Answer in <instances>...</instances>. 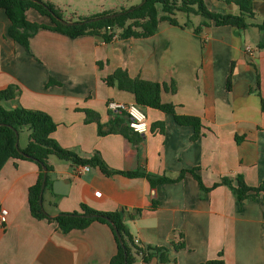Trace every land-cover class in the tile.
Listing matches in <instances>:
<instances>
[{
    "label": "crops",
    "instance_id": "crops-1",
    "mask_svg": "<svg viewBox=\"0 0 264 264\" xmlns=\"http://www.w3.org/2000/svg\"><path fill=\"white\" fill-rule=\"evenodd\" d=\"M210 1L212 10L238 12L234 4ZM253 10L251 21L261 22L264 0H253ZM25 14L30 21L53 25L33 8ZM179 23L186 28L164 20L149 37L110 42L40 28L26 48L7 35L10 21L0 8V90L10 84L19 88L16 98L0 103L8 109L21 105L47 112L60 146L83 158L97 154L107 169L118 171L107 174L89 166L77 173L79 164L50 156L51 183L43 191L42 207L51 219L37 218L29 209L28 191L40 168L29 159H8L0 169V209L7 210L0 226V264H110L117 244L108 224L94 220L63 233L53 219L81 213L82 205L119 211L139 245L165 248L162 264H202L219 254L225 264H264L260 196L238 202L223 184L204 192L189 171L205 187L224 176H242L250 186L264 181V49L256 46L259 31L209 22L197 34L196 25ZM117 67L132 77L165 83L162 101L172 103L179 115L200 118V136L191 139L192 126L151 107H142L149 130L137 144L119 133L100 135L98 124L106 126L113 117L109 100L135 102L132 93L103 81ZM84 109L94 111L98 121H86ZM120 171L171 178L185 172L177 181L152 186L144 176ZM55 180L64 193L54 191ZM180 243L183 248L176 247ZM157 262L152 255L140 257L138 264Z\"/></svg>",
    "mask_w": 264,
    "mask_h": 264
},
{
    "label": "trees",
    "instance_id": "trees-1",
    "mask_svg": "<svg viewBox=\"0 0 264 264\" xmlns=\"http://www.w3.org/2000/svg\"><path fill=\"white\" fill-rule=\"evenodd\" d=\"M0 0V8L3 9L10 21L7 35L14 41L22 43L26 48L31 35L40 28L52 29L69 36L93 35L99 37L105 42H110L115 38L126 39L130 37L144 38L153 35L160 21H168L170 24L186 28V24H181L176 19L177 12L186 14H197L202 17V21L193 28L194 33H199L203 26L209 22L215 25L235 26L240 30L248 27H256L259 31L257 39V48L264 49V15L259 23L251 20L255 17L253 10V0H222L228 4H234L238 7L237 13H224L210 9L204 0H144L141 5H132L128 8L107 9L90 16L81 17L71 24L62 23L58 18H62L60 9L52 3L39 0ZM142 1V0H141ZM30 8L37 10L42 15L50 17L53 25H46L30 21L26 18V11ZM113 14L112 16H110ZM106 85L116 87L120 90L133 94L134 101L141 107L156 108L166 114L173 116L174 120L181 125H190L194 131L191 139H197L201 134L203 127L200 118L191 115H179L175 112L174 105L170 102H164L161 99V92L167 89L165 83L147 80L139 76H130L128 71L122 67L115 68L110 74L103 78ZM230 84V74L227 77V87ZM258 89V88H257ZM172 90H174L172 88ZM19 94V88L15 84H10L0 90V102L2 100L14 99ZM86 121H98V115L91 110L84 109ZM112 118L106 126L98 124L100 135L109 133H119L137 144L143 137L133 131L128 126L127 116L123 111L112 112ZM162 125V123H160ZM27 127V143L19 149L16 143V133L19 135L20 130ZM55 130V123L52 117L45 111L30 109L17 105L13 108H5L0 103V169L10 158L29 159L38 164L40 175L34 185L28 191V205L33 216L37 218H49L42 207L43 191L51 183L48 172L52 166L48 163L50 156L60 160H69L79 165L98 166L104 173H114L106 168L103 161L97 154L89 158H83L76 152L66 149L52 137ZM43 167L46 169V181L44 189L41 190L43 179ZM200 184V188L207 192L209 189L218 185L228 186L234 193L238 202L248 198L260 196L264 203V181L258 186L248 185L242 176H236L235 179L224 176L219 181L212 184L211 187H205L198 174L193 169L189 170ZM185 171H181L175 178L167 176H153L142 171H131L120 173L128 176H144L152 186L162 183L177 181ZM235 180V183L233 182ZM81 213H62L54 217L58 228L63 233H68L73 229H82L87 227L92 221L97 220L108 224L116 240V252L110 258V264H138L141 259L148 260L152 255H157L158 262L162 264L167 260L166 250L163 247L141 246L135 243L128 227L122 219L119 211L102 212L91 209L85 205L81 206ZM109 219V221L107 220ZM51 219V218H49ZM121 242L117 238V234ZM183 248V243L176 246ZM202 264H225L221 254L216 258L207 259Z\"/></svg>",
    "mask_w": 264,
    "mask_h": 264
},
{
    "label": "rangeland",
    "instance_id": "rangeland-1",
    "mask_svg": "<svg viewBox=\"0 0 264 264\" xmlns=\"http://www.w3.org/2000/svg\"><path fill=\"white\" fill-rule=\"evenodd\" d=\"M44 2L52 3L56 8L60 9V13L64 20L76 21L81 17L90 16L93 13H97L109 8L119 9L121 7H130L137 5L141 0H43ZM208 7L211 6L210 0H205ZM210 8V7H209ZM179 22H185L189 25H198L201 20V16L197 14H186L183 12H177L175 15ZM251 43L253 44L254 37L249 36ZM9 105L8 103L6 104ZM29 130L27 127H23L18 136L19 145L23 147L25 145Z\"/></svg>",
    "mask_w": 264,
    "mask_h": 264
},
{
    "label": "built area",
    "instance_id": "built-area-1",
    "mask_svg": "<svg viewBox=\"0 0 264 264\" xmlns=\"http://www.w3.org/2000/svg\"><path fill=\"white\" fill-rule=\"evenodd\" d=\"M115 38V36H114ZM247 51H250V48H246ZM107 107L109 111L117 112L123 111L128 119V126L135 132L139 134H145L149 130V123L147 120V116L143 110V108L136 104L135 102L125 103L117 100H109L107 102ZM90 167L88 165H80L76 169L77 173H80L84 170H89ZM7 210L1 208L0 209V226L4 224L6 221ZM135 243L138 244V240H134Z\"/></svg>",
    "mask_w": 264,
    "mask_h": 264
},
{
    "label": "water",
    "instance_id": "water-1",
    "mask_svg": "<svg viewBox=\"0 0 264 264\" xmlns=\"http://www.w3.org/2000/svg\"><path fill=\"white\" fill-rule=\"evenodd\" d=\"M34 1H36V2H38V3H40V1L39 0H34ZM143 1L144 0H142L138 5H141L142 3H143ZM113 14H111L110 16H112ZM62 23H65V24H71L72 22H68V21H65L64 19H62V18H58ZM16 137H17V139H16V143H15V146H16V148H17V150H18V152L19 153H21V154H23V152L19 149V147H18V134L16 133ZM43 170H44V173H43V179H42V182H41V190H43L44 189V186H45V181H46V169L43 167ZM60 180H55V181H53V189H54V191L55 192H57V193H64V192H62L61 190H58V188H57V186H59L60 185ZM107 220L109 221V219L107 218ZM117 234V238H118V240L121 242V238H120V236H119V234L118 233H116Z\"/></svg>",
    "mask_w": 264,
    "mask_h": 264
}]
</instances>
